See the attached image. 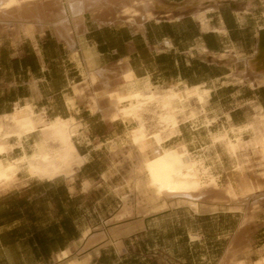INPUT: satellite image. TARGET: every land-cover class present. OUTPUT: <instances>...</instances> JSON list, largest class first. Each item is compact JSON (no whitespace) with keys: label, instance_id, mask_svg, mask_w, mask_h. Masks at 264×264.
<instances>
[{"label":"crops","instance_id":"0c3cea01","mask_svg":"<svg viewBox=\"0 0 264 264\" xmlns=\"http://www.w3.org/2000/svg\"><path fill=\"white\" fill-rule=\"evenodd\" d=\"M156 1L160 8L140 27L100 24L85 14L83 34L73 44L58 38L50 26L31 35L17 25L13 32L12 26L0 27V124L26 107L33 109L35 118L40 114L45 120L73 118L79 125L75 147L85 158L69 178L40 180L22 170L0 188V264H66L81 246L84 231L104 228L112 238L79 260L89 256V264H219L228 244L234 242L239 250L234 264H264V189L258 192L259 208L244 234H238L242 212L216 210L195 216L184 208L194 221L191 227L169 228L164 236L151 225L173 209L133 218V197L122 200L136 162V155L128 154V127L135 123L113 121L107 111L92 109L89 97L94 91L83 87L88 72L106 69L112 88L123 94L129 88L126 84L134 80L138 90L150 85L177 86V91L188 94L205 92L204 109L217 123L207 127L200 114L180 121L167 146L183 142L190 151L200 142L204 146L200 155L206 156L213 173L223 170L224 154L230 167L243 164L240 159L246 154L232 159L219 143L211 144L210 133L232 126L230 136L248 140L255 108H262L264 114V84L245 72V60L255 55L258 33L264 28V0ZM73 86L84 88L81 97ZM98 101L103 106L105 99L98 97ZM190 107H197L193 100ZM21 120L28 124V115ZM39 138L40 133L34 132L23 137L19 146L11 137L7 142L12 150L0 157L30 155ZM251 158L257 162L259 177L263 171L259 158ZM124 204L128 218L118 222ZM178 241L184 246L183 254L178 252Z\"/></svg>","mask_w":264,"mask_h":264},{"label":"bare ground","instance_id":"6f19581e","mask_svg":"<svg viewBox=\"0 0 264 264\" xmlns=\"http://www.w3.org/2000/svg\"><path fill=\"white\" fill-rule=\"evenodd\" d=\"M158 8H160V4L156 0H0V27L7 29L12 26L11 32H13V27L17 25V27H22L21 30L24 29L26 34L31 35L30 32L34 30L43 32V27L50 26L58 38L73 44L74 38L82 31L85 14H90L100 24L123 22L129 26L140 27L143 22L153 16V11ZM201 23L204 24V22ZM256 48L255 55L245 60V72L256 82L264 84V28H261L258 33ZM126 85L129 88L125 94L114 90L115 87L112 88L111 80L107 76V70L102 69L97 72H88L83 87L94 91L89 100L92 102V109L95 112L107 111L109 118L113 121L135 123L128 134L129 153H127L135 154L136 162L134 165L132 164L129 176L125 181L126 193L122 196L123 202L128 195L133 197V207L131 208L133 218L166 212L175 207L187 208L195 216L205 211H236L244 213L238 229V234L242 233L246 225L254 219L255 212L259 208L257 203L260 195L258 192L264 189V182L251 175H239L238 190L240 194L237 195L231 181H228L223 187L218 185L217 177L211 174L210 167L205 163L206 156H193L183 142L174 148L170 146L171 150L169 148L166 150L164 144L158 141L161 138H157L159 134H164L168 140L176 134L178 126L175 111L176 115L181 114L187 121L194 119L198 114H204V106L207 102L206 93H198L193 90L191 94H188L187 91H177V86L169 89H156L148 85L144 90H138L134 86L135 80ZM84 88L81 92L84 91ZM97 90L100 91L99 95ZM98 97L105 99L103 106L99 103ZM192 100L196 103L197 109L190 107ZM260 110L263 113L262 108ZM26 114L29 117L33 114V109L26 107L15 111V116L20 119L22 115ZM44 116L43 114L37 115L38 121L44 122ZM261 122L257 127H252L255 134H253L248 149L260 156L264 168V120ZM25 125L30 128L23 132L27 136L34 130V125L32 122ZM1 128L2 126H0ZM48 128L52 130L53 136L60 137L63 141L60 142L64 143L62 146L64 154L60 162L51 160L49 153L46 154L43 150L40 152L43 147L39 149V152L37 151V154L34 153L31 160L25 157L24 159L1 157L0 183L15 179L16 174L22 170L32 177L54 180L61 176L62 168H69L71 158L75 156L76 150L72 140L78 134L79 125L73 118L69 120L56 119L50 121ZM229 129L232 132L233 127L229 126ZM47 131L49 132V130ZM48 132L45 131L47 134ZM229 138L228 131L217 132L213 135L211 142L214 146L219 143L223 151L229 154L232 159L237 160L238 154L242 150L241 138H236L234 142H231ZM112 150H114V146H112ZM75 158L83 160L79 155ZM232 203L236 205H225ZM122 209L123 215L118 216L117 219L114 218L118 222L127 217L129 212L125 204ZM106 225L108 222L104 223V226ZM196 237L191 235V239L195 240ZM110 238L112 236L105 228L100 231L87 229L82 234L81 246L76 248L74 256L66 264H89L91 259L89 256L82 260H79L78 257L94 247L101 246ZM228 245L219 264H234V257L239 250L234 242ZM90 246L91 248L88 249ZM69 253L66 251L64 256L68 258Z\"/></svg>","mask_w":264,"mask_h":264},{"label":"rangeland","instance_id":"374dc122","mask_svg":"<svg viewBox=\"0 0 264 264\" xmlns=\"http://www.w3.org/2000/svg\"><path fill=\"white\" fill-rule=\"evenodd\" d=\"M201 22H203L202 20H201ZM260 84V83H259ZM76 87H79L78 89L76 88ZM75 89H77L76 91H75ZM83 88L81 87V86H73V90L75 91V93H77L76 95L77 96H82L83 95V93H84V91H82L81 92V90H82ZM180 89V88H179ZM79 90V91H78ZM78 91V92H77ZM183 92H186L185 90H182ZM82 94H81V93ZM191 92H193V90L191 91ZM194 104L196 105V103L194 102ZM193 108H195V109H197L198 107H193ZM259 110V111H258ZM255 114L257 115H254L255 116V119H254V116H253V120H251V122H250V124H249V128L251 129H249L250 130V136H249V141L248 140H243L241 137H232V136H230V132L231 131H229L230 129H227V128H220L218 131H216V132H214L213 134L212 133H210V140L212 141V137H213V135H215L217 132H222V131H228V134H229V139L231 140V142H234V140L236 139V138H241V147H242V150H241V153H239L238 154V159H239V156L240 155H245L244 157H242L241 159H240V161L243 163V164H241V165H235V166H233V167H230V164H229V157H227L225 154H224V157H225V166H224V168H223V170L222 171H220V172H215V173H213V172H211V174H213L215 177H217L216 179H217V181H218V185L220 186V187H223L228 181H231L232 183H233V186H234V188H235V192H236V194L237 195H239L240 194V192H239V190H238V177H239V175H242V174H247V175H251V176H253V177H257L258 179L259 178H264V168H263V165H262V163H263V161H262V159L260 158V156H258V155H256L253 151H251L250 149H248V145L250 144V142H251V140H252V138H253V134H255V132H253L254 130H253V128H255V127H257L258 125H259V123H262L261 121H263L264 120V114L261 112V110H260V108L259 107H256L255 108ZM260 113H262V114H260ZM177 114V112L175 111V117L177 118L176 120H177V126H178V124H179V122L181 121V122H185V121H187V120H185L184 119V117L181 115V114H179L178 113V115H176ZM199 115V114H198ZM201 115V114H200ZM202 115H204V118H205V123H206V126L207 127H211L213 124H216L217 123V119L216 118H209L208 117V114L206 113V111H205V113L204 114H202ZM178 116H179V118H178ZM182 116V117H181ZM14 117V118H13ZM197 117V116H196ZM195 117V118H196ZM4 119V124L2 123V124H0V126H2V128L0 129V136H1V138H2V140H1V138H0V155H3V154H7V152H9V151H11L12 150V148H13V145H10L7 141H8V139H10L11 137H15L16 139H17V142H18V145L19 146H21V140H22V138L23 137H25V135L23 134V132L25 131V130H27V129H30L29 128V126H28V128H27V126L22 122V120L19 118V117H17V116H15V112L13 113V114H11L10 116H7V117H4L3 118ZM257 119V120H256ZM34 121V122H33ZM50 121L51 120H45L44 122H39L38 121V119L37 118H35V116H34V114H32L31 115V117H28V122H32L33 123V127H34V130L32 131L33 133L34 132H39L40 133V138H39V140H37L35 143H34V146H33V151H32V153L30 154V155H26V154H24V156L22 155L21 157H19V159H24V157L25 158H29V160H31L32 159V157L35 155V154H37L40 150V148L41 147H43V148H41V151L40 152H43L44 151V153L46 152V154H48L49 156H50V158H51V160H53V161H57V162H60V159H61V157L63 156V154H64V147H62L63 145H64V143H62L63 141L61 140V138L60 137H56V135L55 136H53L54 134H52V130L50 129V128H48L49 127V124H50ZM48 122V123H47ZM16 123V124H15ZM253 125H252V124ZM255 123V124H254ZM48 124V125H47ZM8 126V127H7ZM134 125H132V124H130L129 125V129L130 128H132ZM251 126V127H250ZM7 127V128H6ZM16 127V128H15ZM253 127V128H252ZM5 128V129H4ZM9 131H8V130ZM19 129V130H18ZM6 130H7V132H6ZM47 130H49V132L47 131ZM222 130V131H221ZM3 131V132H2ZM45 131L46 132H48V134L47 133H45ZM32 132H30V134H32ZM177 128H176V134H177ZM232 132H233V129H232ZM4 133H5V135H4ZM8 133V134H7ZM17 135H16V134ZM45 135H44V134ZM7 134V135H6ZM10 134V135H9ZM20 134H21V136H20ZM50 134V135H49ZM52 134V135H51ZM175 134V135H176ZM9 135V136H8ZM16 135V136H15ZM160 135H162V134H159L158 135V139H160V140H158V141H160L162 144H164L163 146H164V148L166 149V150H168V148H169V150H171L172 148H174L175 146H177V145H175V146H167V144H168V142H169V140L173 137H171L170 139L168 138V140L166 139V137H165V135L163 134L162 136H160ZM174 135V136H175ZM212 135V136H211ZM3 136V137H2ZM48 136H50L49 138H48ZM52 136V137H51ZM8 137V138H7ZM162 137H163V140H162ZM19 138V139H18ZM55 138V139H54ZM60 138V139H59ZM21 139V140H20ZM59 139V140H58ZM58 140V141H57ZM167 140V141H166ZM60 141H62V142H60ZM76 138H75V143H76ZM246 141V142H245ZM164 142V143H163ZM243 142V143H242ZM59 143H60V145H59ZM72 143H73V145H74V149H76V147H75V143H74V140H72ZM127 143V142H126ZM62 144V145H61ZM211 144H212V142H211ZM4 145H5V147H4ZM9 145V146H8ZM37 145V146H36ZM46 146H48V147H46ZM59 146V147H58ZM201 146L202 147H204L203 145H201V143L199 142V143H196V144H194L192 147H191V150L189 151L190 153H192L193 154V156H200V152H202V150L203 149H201ZM12 147V148H11ZM62 147V148H61ZM188 148V147H187ZM47 149V150H46ZM244 149V150H243ZM3 152H2V151ZM5 150V151H4ZM43 150V151H42ZM58 150V151H57ZM189 150V149H188ZM250 150V151H249ZM35 151V152H34ZM38 151V152H37ZM221 152V151H220ZM246 152V153H245ZM253 152V153H252ZM35 153V154H34ZM53 153V154H52ZM222 153V152H221ZM250 153H251V155H250ZM55 154V155H54ZM59 154V155H58ZM77 154V155H76ZM32 155V156H31ZM79 154H78V152H77V150H75V156H78ZM229 155V154H228ZM252 155H255V156H258V158H260L259 159V166H261V168L263 169V171L260 173V175H259V177L257 176V172H256V170H258L257 168H256V164H257V162H255L252 158H251V156ZM30 156V157H29ZM75 156H73L72 158H71V163H70V165H69V168H70V170H69V168L68 167H66V168H62L61 169V176H59V177H66V175H68L67 177L69 178V177H71V174H74V171H76V169L77 168H79L83 163H84V161H85V158H83V160H77L76 158H75ZM230 156V155H229ZM2 157H5V156H2ZM1 158V157H0ZM57 160H56V159ZM237 159V160H238ZM240 161H238V162H240ZM81 165H80V164ZM74 165V166H73ZM76 165V166H75ZM79 166V167H78ZM73 167H74V169H73ZM73 169V170H72ZM27 173V172H26ZM28 175H29V173H27ZM30 176V175H29ZM30 177H32V176H30ZM66 177V178H67ZM32 178H36V177H32ZM37 179H40V180H45L44 178H37ZM15 179H13V181H14ZM259 180H261V179H259ZM11 181H9V182H6V183H0V188L1 187H5V186H7L9 183H10ZM262 182H264V181H262ZM235 203H237V202H235ZM235 203H232V204H225V205H228V206H231V205H236ZM173 210L170 212L171 214L170 215H166V214H168V213H165V214H162V215H160V219H158V220H156L154 223H152V225H151V227H154V228H156V230H162L161 231V234H164V236H166L167 234H168V230H169V228H180V229H182V230H186V228H190L191 227V225H192V223L194 222V221H191L190 220V218H188L187 217V214H186V211H185V209L183 208V207H175V208H172ZM165 215V216H164ZM242 223V222H241ZM241 225V224H240ZM240 227V226H239ZM164 232V233H163ZM165 240L167 239V238H164ZM91 248V246L88 248V249H90ZM107 252H108V250H106ZM178 252H180V254H183V252H184V246H181L180 244H179V241H178ZM180 257V256H179ZM184 258H182V260H183Z\"/></svg>","mask_w":264,"mask_h":264}]
</instances>
